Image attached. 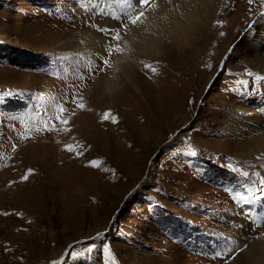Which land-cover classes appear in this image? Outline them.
<instances>
[{"label":"rangeland","instance_id":"obj_1","mask_svg":"<svg viewBox=\"0 0 264 264\" xmlns=\"http://www.w3.org/2000/svg\"><path fill=\"white\" fill-rule=\"evenodd\" d=\"M253 1L214 36L208 22L189 32L177 68L164 55L142 56L163 60L140 75L111 64L117 92L101 77L71 103L99 55L76 36L74 15L93 2L0 0V264H249L218 210L246 212L264 190L263 123L245 115L264 122V0ZM244 227L255 240L257 223Z\"/></svg>","mask_w":264,"mask_h":264},{"label":"bare ground","instance_id":"obj_2","mask_svg":"<svg viewBox=\"0 0 264 264\" xmlns=\"http://www.w3.org/2000/svg\"><path fill=\"white\" fill-rule=\"evenodd\" d=\"M90 2L93 3L91 5L86 4L84 9L74 15V17H77L78 23L81 22L83 24L81 32L76 36L83 40L84 45L81 48L78 47V49H88L99 53V55L88 62V64L90 62L92 64L88 79L84 83L76 84L80 89L72 98L71 103L76 100H82L79 93L83 95L84 88H90L95 80L100 82L101 77L104 79L103 87L110 94L113 95L114 92H117L116 90L120 89L119 82L109 79L106 74L110 71L109 67L111 64H114L115 68L123 72L131 68L140 75L147 67L161 69V60L166 58L171 68H177L176 66L181 65L183 59L190 52L191 47L186 45L190 37L188 36L189 32L201 29V25H204V22H208L209 25L205 30L211 36L210 34H212L215 27L226 23L230 13L236 14V21L239 23L243 18L248 19V16L259 6L258 4L255 5L253 0L251 3L249 0H149L147 4H143L139 0H90ZM141 12L143 16L140 21L132 24V19ZM211 28H213L212 31H210ZM70 32L71 30H64L54 34L51 32L50 34L48 33L47 37L51 41H60L67 37ZM196 35L198 34L194 36ZM117 36L119 37L118 39ZM212 36L214 35L212 34ZM214 38H210L208 46H210ZM72 40H74V43L81 41L77 38ZM179 52H183L184 57H181L182 55L180 56ZM162 55H164L163 59L153 58L150 63L141 60L142 56ZM251 82L254 83V80H251ZM70 99L68 97L67 102H70ZM79 103L74 107L72 106V108H76L81 112L85 107L81 108ZM119 108L120 112L127 108L126 102L124 105L121 104ZM262 110L264 111V107ZM245 115L247 119L263 123V130L260 133L262 134L261 139L263 138L264 140L263 120H260V118L259 120L253 119L251 113L246 109ZM91 116L94 115L92 113L89 114L85 120L90 121L92 119ZM229 121L231 123L227 122L229 125L228 127L225 126V128L232 132L238 131L239 121L235 119V116ZM248 130L259 131L260 129L250 126ZM258 154L257 157L254 156L253 161L255 164L263 166V168L258 170V175L264 180V149ZM246 207L248 211L241 210L242 213L231 212L228 208H222V210L218 211L222 215V221L232 220V223L225 225V227H230L229 234L235 244H238V246H234L236 248L241 247L242 258L245 256L249 264H264V191L260 190L252 194ZM246 223L251 225L257 223L256 241L250 239L244 227Z\"/></svg>","mask_w":264,"mask_h":264},{"label":"snow or ice","instance_id":"obj_3","mask_svg":"<svg viewBox=\"0 0 264 264\" xmlns=\"http://www.w3.org/2000/svg\"><path fill=\"white\" fill-rule=\"evenodd\" d=\"M249 2L251 3L252 2V0H249ZM141 3H143V4H147V3H149V0H141ZM143 16V13L141 12L139 15H137V16H135V18L134 19H132V21H131V23L132 24H136L138 21H140V19H141V17ZM119 37L117 36V39H118ZM81 108L83 107V105H79ZM62 123H67V121H61ZM193 155L195 154L194 152L192 153ZM245 175H247L246 173H245ZM262 191H264V190H262Z\"/></svg>","mask_w":264,"mask_h":264}]
</instances>
